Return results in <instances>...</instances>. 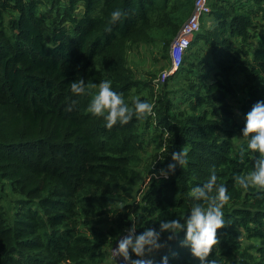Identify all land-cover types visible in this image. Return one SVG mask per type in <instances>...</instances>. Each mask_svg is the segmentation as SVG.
Returning a JSON list of instances; mask_svg holds the SVG:
<instances>
[{"label":"trees","instance_id":"1","mask_svg":"<svg viewBox=\"0 0 264 264\" xmlns=\"http://www.w3.org/2000/svg\"><path fill=\"white\" fill-rule=\"evenodd\" d=\"M193 4L0 0V198L13 199L0 202V264H115L111 247L130 220L147 226L186 213L191 188L212 171L231 193L214 258L264 264V196L234 180L254 159L248 150L241 158L237 141L243 113L264 98V0H209L180 63L160 80ZM116 8L123 15L113 24ZM155 42L162 68L140 77L128 51ZM81 76L91 93L111 78L126 101L147 99L154 114L106 128L86 110L91 96L71 91ZM148 130L159 151L144 157ZM185 146L187 164L151 176ZM172 247V264H196Z\"/></svg>","mask_w":264,"mask_h":264},{"label":"clouds","instance_id":"2","mask_svg":"<svg viewBox=\"0 0 264 264\" xmlns=\"http://www.w3.org/2000/svg\"><path fill=\"white\" fill-rule=\"evenodd\" d=\"M122 15L121 9H113L110 13L111 22L114 24ZM107 30H111L110 25ZM187 44L188 41L184 40L181 47ZM93 87L97 90L91 93L82 76L71 83L74 94L91 96L86 110L93 116L103 118L106 128L127 124L134 117L143 119L154 114V105L147 99L134 96L131 103L126 101L122 92L113 87L111 78L103 79L98 86L94 84ZM243 120L244 126L239 135L242 139L237 141L240 156L243 158L245 150H248L254 159L252 170L235 174L234 180L244 191L255 189L257 196H264V98L257 99L243 113ZM188 152L187 146L174 149L166 168L152 172L151 176L167 179L175 172L177 165L182 167L188 163ZM216 181V173L212 171L207 181L194 185L189 194L190 206L182 215L155 220L158 223H149L147 226H138L135 220H130L131 223L119 232L116 246L111 249V259L115 264H172V259L178 255L172 247L175 241L181 248L188 250L196 264H222V260L214 258L220 239L217 230L228 223L224 206L231 200V193L225 183L217 184ZM140 227L143 230L137 231Z\"/></svg>","mask_w":264,"mask_h":264},{"label":"rangeland","instance_id":"3","mask_svg":"<svg viewBox=\"0 0 264 264\" xmlns=\"http://www.w3.org/2000/svg\"><path fill=\"white\" fill-rule=\"evenodd\" d=\"M174 38L171 40L170 44L172 43ZM160 44L161 43L159 42H155L152 44H143L141 46L132 48L128 51V55H127L128 64L131 66V68L134 70V72L138 76L144 77L146 73L148 72H156V73L160 72L162 68L161 67L162 64L159 62L162 60L161 52L159 51L161 50ZM168 50H170V47L168 48ZM168 55H170L169 57L172 58V54L170 53V51L168 52ZM155 58H157L159 61H156ZM239 94H240V91H239ZM233 104L236 105V103H233ZM155 136L157 137V133L155 134ZM143 140L146 142L145 143L146 149L144 151V157H147L148 155L151 156L156 151L158 154L159 145L157 144V141L154 139V135L153 133H151L150 130H148L147 133L143 136ZM151 158L152 157H149L148 161H150ZM154 159L152 160V162L154 161ZM0 187H1V184H0ZM6 192H8L7 189H6ZM16 196L20 197L17 194ZM12 201L13 199H10L9 194L7 195L3 194L2 197L0 198V202L7 206Z\"/></svg>","mask_w":264,"mask_h":264},{"label":"built area","instance_id":"4","mask_svg":"<svg viewBox=\"0 0 264 264\" xmlns=\"http://www.w3.org/2000/svg\"><path fill=\"white\" fill-rule=\"evenodd\" d=\"M210 9L209 0H194L193 10L186 21L181 26L178 34L170 44V53L172 54V65L168 70H164L160 75V80H163L167 74L174 71L176 66L181 61L183 51L189 46L194 34L199 30L201 21L205 19ZM187 40L186 47H181L183 41ZM117 239V238H116ZM116 246V240L112 247ZM111 247V249H112Z\"/></svg>","mask_w":264,"mask_h":264}]
</instances>
